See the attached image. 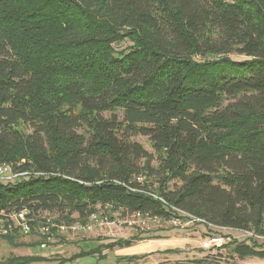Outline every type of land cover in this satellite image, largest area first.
<instances>
[{
    "label": "trees",
    "instance_id": "trees-1",
    "mask_svg": "<svg viewBox=\"0 0 264 264\" xmlns=\"http://www.w3.org/2000/svg\"><path fill=\"white\" fill-rule=\"evenodd\" d=\"M1 164L32 172L0 182L5 213L27 208L72 222L98 207L162 218L176 216L174 207L251 232L253 242L217 248L264 258V244L253 240L264 238V0H0ZM21 236L0 239L41 243ZM142 239L93 245L56 264L101 260L103 248ZM47 260L12 254L0 264Z\"/></svg>",
    "mask_w": 264,
    "mask_h": 264
},
{
    "label": "rangeland",
    "instance_id": "rangeland-1",
    "mask_svg": "<svg viewBox=\"0 0 264 264\" xmlns=\"http://www.w3.org/2000/svg\"><path fill=\"white\" fill-rule=\"evenodd\" d=\"M130 44L125 40L120 43L114 44L116 49H122ZM230 58L235 61H241L247 59L245 55H237L235 53L229 54ZM133 140L141 143L145 149L152 152L153 149L149 144L147 137L135 136ZM97 213L101 216H106L111 222L102 226H95L92 230L80 233H65L58 237H54L52 240H48L44 247L40 244L30 246L13 247L0 239V260L14 255H26L35 254L46 257L47 261L32 262L28 264H56L60 258H69L72 254L78 252L80 249H87L93 245L100 243L113 242L118 239H127L132 235H137L143 239L135 241L133 244V252H125V250L116 249H102V253L105 254V258L99 260L97 256L87 255L82 258H78L74 261H67L62 264H118L116 257L119 255L140 254L149 253L145 260H140L137 264H161L164 261L173 262L175 260L190 259L199 255H208L212 259L211 264H264V258L246 257L241 259L236 255L230 253L226 248H201V240L209 233L223 234L228 240L235 239L237 241L253 242L248 231H238L235 229L226 228H208L203 224H193L188 228H180L178 226L167 225V228L160 229L159 226L153 225L146 220H139L137 217L126 215L121 217L118 212L109 213L104 208L98 207ZM43 214H50L57 216L56 212L44 211ZM149 226V228H147ZM169 226V227H168ZM152 235H158L159 238L148 239ZM36 236L22 235L19 238L25 242L39 241ZM61 237V238H59ZM150 240V241H149ZM227 240V241H228ZM257 243L264 244L263 237L253 238ZM144 246V247H141ZM162 248V249H161ZM167 248H176L179 250L176 254H164L156 253L154 251L164 250ZM123 264V262H121Z\"/></svg>",
    "mask_w": 264,
    "mask_h": 264
},
{
    "label": "built area",
    "instance_id": "built-area-1",
    "mask_svg": "<svg viewBox=\"0 0 264 264\" xmlns=\"http://www.w3.org/2000/svg\"><path fill=\"white\" fill-rule=\"evenodd\" d=\"M32 172L26 169L13 168L10 164L0 165V182H10L16 178L27 177ZM36 174V172H33ZM138 180L141 177L137 178ZM153 196L163 203L166 201L156 194ZM177 215L170 218H162L151 215H142L140 213L131 214L132 217H137L139 220H146L155 226L164 227L167 225L178 226L180 228L189 227L195 223L207 225L210 228H216L210 223H207L203 218L184 212L180 209L172 207ZM111 223L107 217L99 215L97 212L90 214L84 221L65 222L56 220L55 217L49 214H30L27 208L18 211L5 213L0 211V236L8 234H23L35 235L41 241L40 246L44 247L48 240L54 237L64 235L65 233H80L92 230L95 226H102ZM149 228V226H147ZM227 238L223 234L206 235L201 240V248H217L227 242Z\"/></svg>",
    "mask_w": 264,
    "mask_h": 264
},
{
    "label": "crops",
    "instance_id": "crops-1",
    "mask_svg": "<svg viewBox=\"0 0 264 264\" xmlns=\"http://www.w3.org/2000/svg\"><path fill=\"white\" fill-rule=\"evenodd\" d=\"M150 241V240H149ZM135 244V243H134ZM133 245L129 246V247H125V248H121L120 250H125V252H133L135 248L132 247ZM141 247H144V246H141ZM162 249V248H161ZM129 254V253H127Z\"/></svg>",
    "mask_w": 264,
    "mask_h": 264
},
{
    "label": "bare ground",
    "instance_id": "bare-ground-1",
    "mask_svg": "<svg viewBox=\"0 0 264 264\" xmlns=\"http://www.w3.org/2000/svg\"><path fill=\"white\" fill-rule=\"evenodd\" d=\"M161 201V200H160ZM21 235H23V234H21Z\"/></svg>",
    "mask_w": 264,
    "mask_h": 264
}]
</instances>
